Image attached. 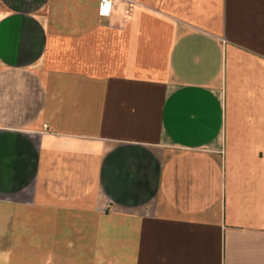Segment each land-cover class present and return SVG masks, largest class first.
<instances>
[{
	"label": "crops",
	"instance_id": "0c3cea01",
	"mask_svg": "<svg viewBox=\"0 0 264 264\" xmlns=\"http://www.w3.org/2000/svg\"><path fill=\"white\" fill-rule=\"evenodd\" d=\"M0 264H264V0H0Z\"/></svg>",
	"mask_w": 264,
	"mask_h": 264
},
{
	"label": "rangeland",
	"instance_id": "374dc122",
	"mask_svg": "<svg viewBox=\"0 0 264 264\" xmlns=\"http://www.w3.org/2000/svg\"><path fill=\"white\" fill-rule=\"evenodd\" d=\"M89 226V225H86ZM40 237L41 244L38 243V246H48L44 244L43 236ZM65 244V236L63 237L64 246H124L123 234L115 235L112 234L106 229L101 235L98 234L97 229L86 228L81 233H72L67 236ZM87 255V253H86ZM87 257V256H86Z\"/></svg>",
	"mask_w": 264,
	"mask_h": 264
},
{
	"label": "built area",
	"instance_id": "2783aa9c",
	"mask_svg": "<svg viewBox=\"0 0 264 264\" xmlns=\"http://www.w3.org/2000/svg\"><path fill=\"white\" fill-rule=\"evenodd\" d=\"M101 3H106V0H101Z\"/></svg>",
	"mask_w": 264,
	"mask_h": 264
}]
</instances>
